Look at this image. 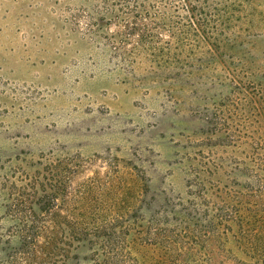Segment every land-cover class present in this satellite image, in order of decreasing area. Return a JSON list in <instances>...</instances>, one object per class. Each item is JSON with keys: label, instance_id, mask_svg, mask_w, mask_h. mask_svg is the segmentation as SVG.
I'll list each match as a JSON object with an SVG mask.
<instances>
[{"label": "rangeland", "instance_id": "374dc122", "mask_svg": "<svg viewBox=\"0 0 264 264\" xmlns=\"http://www.w3.org/2000/svg\"><path fill=\"white\" fill-rule=\"evenodd\" d=\"M242 211L264 0H0V264H264Z\"/></svg>", "mask_w": 264, "mask_h": 264}, {"label": "trees", "instance_id": "16d2710c", "mask_svg": "<svg viewBox=\"0 0 264 264\" xmlns=\"http://www.w3.org/2000/svg\"><path fill=\"white\" fill-rule=\"evenodd\" d=\"M137 30L139 28L135 26L133 31ZM144 33L141 31L142 37L147 36ZM246 212L248 211L239 213L233 224L240 230L241 241L247 244L244 251L246 259L251 262L264 263V217L260 214Z\"/></svg>", "mask_w": 264, "mask_h": 264}, {"label": "crops", "instance_id": "0c3cea01", "mask_svg": "<svg viewBox=\"0 0 264 264\" xmlns=\"http://www.w3.org/2000/svg\"><path fill=\"white\" fill-rule=\"evenodd\" d=\"M118 92H121V91H118ZM119 109H120V108H119ZM119 109H118V110H119Z\"/></svg>", "mask_w": 264, "mask_h": 264}]
</instances>
